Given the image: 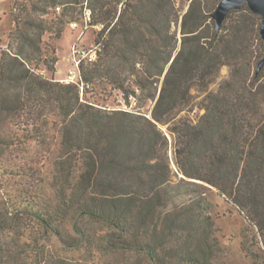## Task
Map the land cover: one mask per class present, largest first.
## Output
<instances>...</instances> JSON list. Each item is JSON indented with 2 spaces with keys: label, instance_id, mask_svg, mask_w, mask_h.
<instances>
[{
  "label": "trees",
  "instance_id": "16d2710c",
  "mask_svg": "<svg viewBox=\"0 0 264 264\" xmlns=\"http://www.w3.org/2000/svg\"><path fill=\"white\" fill-rule=\"evenodd\" d=\"M85 2L90 24L101 27L102 51L95 62L83 63L81 80L88 86L108 82L128 104L130 98L139 107L151 102L150 115L107 114L83 101L77 84L38 72L41 65L55 71L58 62L55 48L43 41L54 29L50 9ZM177 13L174 0H13L9 39L18 46L0 51V115L22 112L28 125L38 127V137L50 129L58 133L55 166L71 196L59 216L38 209V222L69 247L89 243L79 222L89 219L107 225V242L117 251L144 255L154 264H210L191 248L173 261L162 257L176 240L168 230L185 235V244L191 233L180 217L165 226L173 214L158 211L165 206L161 190L171 184L170 136L179 175L215 188L256 230L264 248V68L256 72L264 56L261 18L244 5L217 32L207 0H194L187 12ZM61 16L74 20L75 10ZM175 23L178 31L172 30ZM54 33L59 39L62 27ZM223 67L228 77L210 90ZM192 89L203 94L198 114L180 116L195 105ZM71 213L77 221L66 230ZM7 227L0 217V230ZM42 239L38 264H80L56 258Z\"/></svg>",
  "mask_w": 264,
  "mask_h": 264
},
{
  "label": "rangeland",
  "instance_id": "374dc122",
  "mask_svg": "<svg viewBox=\"0 0 264 264\" xmlns=\"http://www.w3.org/2000/svg\"><path fill=\"white\" fill-rule=\"evenodd\" d=\"M192 1L194 0H174L177 14L183 15L187 12ZM207 1L213 13L219 0ZM12 4L13 0H0V51L4 49L14 51L18 46V41L9 39L13 28ZM87 6L85 2L84 6L60 5L59 8L50 9L47 19L55 22L54 29L45 34L43 41L50 48H55L58 62L55 71L41 65L38 72L42 75L66 83L73 68L71 59L73 47L88 49L100 46L98 55L102 51L99 43L102 40L101 27L91 25V21L86 22L90 11ZM120 8L121 6H118L119 10ZM73 10H75L74 20L61 16L64 11L68 14V11ZM56 16L59 20L63 18L65 22L60 24ZM87 23L89 25L85 28ZM178 24L173 25V31H178ZM59 26L62 27L63 33L59 39H56L54 30ZM260 46L262 49L263 45ZM26 50L32 57L37 56L31 47H27ZM228 73L229 69L223 67L217 80L210 86V90H217L219 84L228 77ZM262 74L264 75V71ZM82 82L86 85L84 81ZM191 93L195 105L180 116L195 118L198 114L197 104L202 100L203 94L197 89H192ZM81 98L107 114H112L114 111L134 113L140 111L150 115L152 109L151 102L139 107L140 105L130 98V103H126L122 92L101 80L90 82L88 87L85 86ZM25 120L22 112L0 115V217L8 226L0 230V264H38L40 236L43 237L41 242L45 245L46 251L56 258L80 264H154L144 255L115 250L113 245L107 242L110 229L106 224L95 220L79 221L83 223V229L90 236L86 247H69L61 243L53 232L43 229L38 222V209L44 212L55 211L59 216L63 212L62 201L69 199L71 190L62 183L65 177L59 178L60 170L55 166V162L60 157L58 133L50 129L45 137H38V127L34 129ZM163 130L166 128L164 127ZM169 140L171 184L161 190L165 206L158 211L163 213L162 216L168 212L173 214L167 218L165 226H170L172 219L177 220V217H180L181 220L189 222L191 233L185 244V235H179L178 238L175 230H168L167 234L169 232V236L173 235L176 240H171L168 245L171 249L163 252L162 257L173 261L191 248L197 255L208 257L210 264H264V248L256 230L215 188L207 184L193 183L179 175L174 163L170 136ZM66 171L67 167H65ZM180 208L181 210H177ZM175 212L178 213L174 214ZM157 216L158 214L155 218ZM73 217L71 213L63 222L66 230L77 221ZM71 234L74 235L73 232ZM74 236L78 234L75 233Z\"/></svg>",
  "mask_w": 264,
  "mask_h": 264
},
{
  "label": "water",
  "instance_id": "95a60500",
  "mask_svg": "<svg viewBox=\"0 0 264 264\" xmlns=\"http://www.w3.org/2000/svg\"><path fill=\"white\" fill-rule=\"evenodd\" d=\"M244 5H247L253 14L261 18L259 36L264 42V0H220L216 10L211 14L215 21L216 31L221 30L230 12L241 10ZM262 68H264V56L258 62L256 72L258 73Z\"/></svg>",
  "mask_w": 264,
  "mask_h": 264
},
{
  "label": "built area",
  "instance_id": "2783aa9c",
  "mask_svg": "<svg viewBox=\"0 0 264 264\" xmlns=\"http://www.w3.org/2000/svg\"><path fill=\"white\" fill-rule=\"evenodd\" d=\"M90 11L86 17V22L91 21ZM89 25L87 23L86 27ZM101 50L100 46H95L93 48H79L77 46L73 47L71 50V59L73 63V68L70 71V74L66 80V83L77 84L80 88L81 95H83L84 87H88L81 80V66L84 62H95L98 56L99 51Z\"/></svg>",
  "mask_w": 264,
  "mask_h": 264
}]
</instances>
